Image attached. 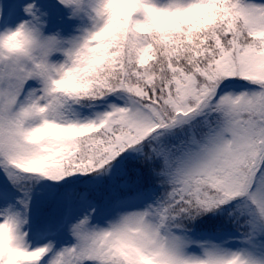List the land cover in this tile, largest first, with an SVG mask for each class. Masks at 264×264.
Segmentation results:
<instances>
[{"label":"snow or ice","instance_id":"snow-or-ice-1","mask_svg":"<svg viewBox=\"0 0 264 264\" xmlns=\"http://www.w3.org/2000/svg\"><path fill=\"white\" fill-rule=\"evenodd\" d=\"M0 264H264V0H0Z\"/></svg>","mask_w":264,"mask_h":264}]
</instances>
